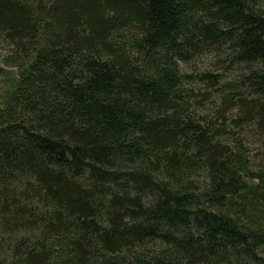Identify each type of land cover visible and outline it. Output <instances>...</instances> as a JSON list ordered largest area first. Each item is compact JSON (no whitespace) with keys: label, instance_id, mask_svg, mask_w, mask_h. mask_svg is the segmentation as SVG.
<instances>
[{"label":"trees","instance_id":"trees-1","mask_svg":"<svg viewBox=\"0 0 264 264\" xmlns=\"http://www.w3.org/2000/svg\"><path fill=\"white\" fill-rule=\"evenodd\" d=\"M0 52V264H264V0H0Z\"/></svg>","mask_w":264,"mask_h":264},{"label":"rangeland","instance_id":"rangeland-1","mask_svg":"<svg viewBox=\"0 0 264 264\" xmlns=\"http://www.w3.org/2000/svg\"><path fill=\"white\" fill-rule=\"evenodd\" d=\"M2 52H0V70L2 71V74H0V88L5 89L8 87L11 83L13 72L15 71L13 68L7 67L2 62ZM221 64L218 55L213 51H202L200 54L195 56L193 59H191L188 63H185L182 67L184 71H186L191 76H197L199 72H202L204 70L211 71L213 70L215 73H219L221 70ZM242 70V66H234V68H231L228 70L225 75L231 76L233 74H236L238 71ZM192 79V78H191ZM190 86L193 87L195 90L200 89V91H203V85L195 81L190 82ZM214 99V94L211 97ZM202 111H206L203 109ZM250 135V134H249ZM251 136V137H250ZM247 137L246 141L247 147H249L250 151L253 153L255 152V145L254 142V136L250 135Z\"/></svg>","mask_w":264,"mask_h":264}]
</instances>
